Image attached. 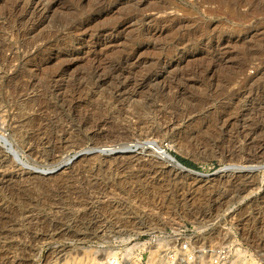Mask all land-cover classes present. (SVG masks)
Instances as JSON below:
<instances>
[{
  "label": "rangeland",
  "instance_id": "obj_1",
  "mask_svg": "<svg viewBox=\"0 0 264 264\" xmlns=\"http://www.w3.org/2000/svg\"><path fill=\"white\" fill-rule=\"evenodd\" d=\"M0 134V264H264V0H0Z\"/></svg>",
  "mask_w": 264,
  "mask_h": 264
},
{
  "label": "bare ground",
  "instance_id": "obj_2",
  "mask_svg": "<svg viewBox=\"0 0 264 264\" xmlns=\"http://www.w3.org/2000/svg\"><path fill=\"white\" fill-rule=\"evenodd\" d=\"M38 1V0H37ZM37 3V2H36ZM36 3H33L34 5L33 6H36L35 9L36 11H42L40 8V5H35ZM31 5V4H30ZM43 5V3H42ZM31 7V6H30ZM46 7V6H45ZM44 9V8H43ZM47 8H45L46 10ZM166 9V8H164ZM163 8H159V11H162L164 10ZM32 10V9H31ZM44 10V11H45ZM35 11V12H36ZM39 13V12H38ZM17 147H15L14 143L9 139V136H5L3 134H0V150H4V152L11 158H13V162L15 163V165L20 169L19 171H21V173H25V174H30V175H35V176H39L40 174H43V172L45 173V170H41L39 168H36V167H33L31 166L28 162H26L22 156L20 155V153L18 152V149H16ZM27 149V148H26ZM25 149V150H26ZM23 151V150H22ZM141 151V152H140ZM2 152V151H1ZM36 152V151H35ZM109 152H115V153H130V154H135V155H146V153H154V154H158L160 159L162 161H164L165 163H168L172 166V168L179 172V173H185V170L184 168H182L180 165H179V161H177L170 153L166 152V151H163L161 150L158 146L152 144V143H147L145 144L144 146L142 145V147H136L135 149L132 148V147H128L127 149L125 150H110ZM24 153V152H23ZM31 153V152H30ZM86 153V152H85ZM98 153L97 151L93 150V151H89L88 153H86L87 155L89 154H96ZM140 155V156H141ZM29 156V155H28ZM8 157V158H9ZM5 158V157H4ZM3 159V158H2ZM73 160H70L67 161L65 163V166L67 167L68 164H70ZM264 163V162H263ZM10 164V163H9ZM11 165V164H10ZM253 166V165H251ZM256 166V165H255ZM258 166V165H257ZM242 167V166H239V168H233V169H230V168H225L226 171L225 172H234V171H240L241 173L244 171V172H248V173H254V172H257L259 169H262V167ZM11 167V166H10ZM14 168V167H12ZM264 169V168H263ZM262 169V170H263ZM243 170V171H242ZM18 173V172H17ZM170 173V172H169ZM232 177V176H231ZM58 240V239H57ZM154 250V247L153 249L151 250V252H153L155 254V251ZM60 256V255H59ZM59 258H63V255ZM58 258V259H59ZM187 258V257H186ZM184 262V261H183Z\"/></svg>",
  "mask_w": 264,
  "mask_h": 264
},
{
  "label": "water",
  "instance_id": "obj_3",
  "mask_svg": "<svg viewBox=\"0 0 264 264\" xmlns=\"http://www.w3.org/2000/svg\"><path fill=\"white\" fill-rule=\"evenodd\" d=\"M179 165L184 168L185 173H180L182 174L180 180L174 179L169 182L168 187L170 188L171 194L175 195L181 193L186 199L202 198L205 201L214 202L216 196L223 193L224 188L216 183L217 179L224 180V177L221 176L223 171L208 175L189 169L181 163H179ZM218 200L220 199H217V201Z\"/></svg>",
  "mask_w": 264,
  "mask_h": 264
},
{
  "label": "built area",
  "instance_id": "obj_4",
  "mask_svg": "<svg viewBox=\"0 0 264 264\" xmlns=\"http://www.w3.org/2000/svg\"><path fill=\"white\" fill-rule=\"evenodd\" d=\"M168 237H170V235H169V234H164L162 238H164V239H165V238H168Z\"/></svg>",
  "mask_w": 264,
  "mask_h": 264
},
{
  "label": "trees",
  "instance_id": "obj_5",
  "mask_svg": "<svg viewBox=\"0 0 264 264\" xmlns=\"http://www.w3.org/2000/svg\"><path fill=\"white\" fill-rule=\"evenodd\" d=\"M182 162H183V163H185V161H184V160H183ZM189 165H191V164H189ZM191 166H193V165H191ZM193 167H195V166H193Z\"/></svg>",
  "mask_w": 264,
  "mask_h": 264
}]
</instances>
